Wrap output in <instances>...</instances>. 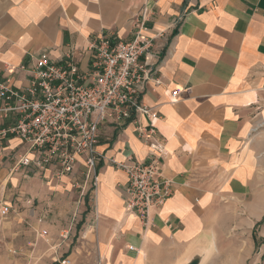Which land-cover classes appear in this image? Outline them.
I'll use <instances>...</instances> for the list:
<instances>
[{
  "label": "crops",
  "instance_id": "1",
  "mask_svg": "<svg viewBox=\"0 0 264 264\" xmlns=\"http://www.w3.org/2000/svg\"><path fill=\"white\" fill-rule=\"evenodd\" d=\"M143 8L145 35L162 36L152 41L158 81L141 100L157 116L162 171L174 188L150 211L151 226L126 212V175L109 163L148 158L132 123L101 130L97 187L80 200L73 177H52L56 166L17 167L26 152L19 139L0 152V199L9 187L6 198L31 206L37 226L72 216L71 239L51 258L59 264H219L221 237L236 220L251 228L264 221V0H0V80L25 86L19 68L32 57L83 49L102 33L130 41Z\"/></svg>",
  "mask_w": 264,
  "mask_h": 264
},
{
  "label": "built area",
  "instance_id": "2",
  "mask_svg": "<svg viewBox=\"0 0 264 264\" xmlns=\"http://www.w3.org/2000/svg\"><path fill=\"white\" fill-rule=\"evenodd\" d=\"M146 16L143 8L133 20L130 41L102 33L83 49H70L59 57L45 52L32 57L29 66L19 68L29 75L25 86L15 88L0 80V152L7 139H19L26 152L15 165L41 172L56 166L52 177H73L79 200L97 187L98 166L105 160L96 149L101 130L134 125L148 144V158L139 161L129 155L119 161L111 158L109 163L126 175L125 210L144 229L151 226L150 211L162 207L174 190L173 181L162 171L165 150L156 138L157 116L141 100L147 84L158 81L152 41L162 36L145 35ZM83 57L85 69L80 66ZM178 92H171L170 102H175ZM79 166L82 169L74 174ZM9 210L3 202L0 218Z\"/></svg>",
  "mask_w": 264,
  "mask_h": 264
},
{
  "label": "rangeland",
  "instance_id": "3",
  "mask_svg": "<svg viewBox=\"0 0 264 264\" xmlns=\"http://www.w3.org/2000/svg\"><path fill=\"white\" fill-rule=\"evenodd\" d=\"M8 189H4L0 205L5 200H12V205H16L17 209L9 210L7 216L0 218V264H59L58 260L51 261V258L58 255L65 241L71 239L69 230L75 223L72 216L68 221L63 219L62 223L54 226H47L46 223L37 226L38 222L29 211L31 206H23L16 201L15 195L6 198L10 192ZM73 190L78 196L79 190ZM34 207L35 204L32 205ZM65 226V234L60 235L59 227ZM42 229L46 232L41 235ZM220 245L219 264H264V221L251 228L243 221L236 220L235 226L221 237Z\"/></svg>",
  "mask_w": 264,
  "mask_h": 264
}]
</instances>
